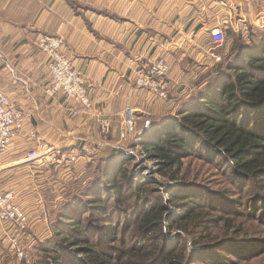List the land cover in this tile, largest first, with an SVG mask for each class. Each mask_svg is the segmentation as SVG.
I'll use <instances>...</instances> for the list:
<instances>
[{
  "label": "crops",
  "instance_id": "0c3cea01",
  "mask_svg": "<svg viewBox=\"0 0 264 264\" xmlns=\"http://www.w3.org/2000/svg\"><path fill=\"white\" fill-rule=\"evenodd\" d=\"M257 6L264 9V0H0V93L24 115L8 151L0 154V189L13 193L31 222L36 217L30 224L34 232L39 231L37 217L45 215L49 204L45 184L52 183L48 178L55 177L57 165L27 163V152L59 145L56 151L70 153L96 145L93 155L57 169V174L88 167L134 133L124 129L127 108L144 125L171 108L174 96L166 101L136 86L140 69L163 56L170 63L169 90L186 89L211 64L202 39L193 43L201 23L211 13L231 16ZM45 35L62 39L64 51L84 76L90 109L74 114L78 107L64 94L45 92L50 81L47 56L37 44ZM98 116L111 122L105 136ZM4 224L0 222V244H5ZM0 256L3 260L5 255Z\"/></svg>",
  "mask_w": 264,
  "mask_h": 264
},
{
  "label": "trees",
  "instance_id": "16d2710c",
  "mask_svg": "<svg viewBox=\"0 0 264 264\" xmlns=\"http://www.w3.org/2000/svg\"><path fill=\"white\" fill-rule=\"evenodd\" d=\"M245 30L236 33L226 27V35L236 42L220 62L207 65L206 71L195 78L193 82L201 89L183 99L175 114L155 121L142 135V148L171 177L190 156L220 165L230 172L237 186L251 184L258 173L264 172V35L255 39L256 33ZM101 160L104 162V157ZM104 169L96 181H90L81 198L75 196L60 206L50 223L54 237L36 245L45 254V258L36 259V264H243L258 256L253 243L243 241V237L254 232V224H264L261 202L244 205L245 209L230 204L228 209L219 198H225L224 193H209L181 181L184 190L181 187L168 201L177 217L174 223L190 236L188 256L182 238L178 240L179 249L170 250L171 243L164 233L168 205L161 195L149 192L148 188L154 187H145L140 178L129 188L136 192L131 202L145 201L131 230L138 244H123L119 259L112 260L104 253L118 232L123 235L127 228L120 226L125 203L131 196L125 194L124 184L117 178L122 174L129 181L130 177L119 164ZM258 188L256 183L251 184L253 191ZM220 223L222 228L217 234L215 226ZM92 229L94 235L97 230L104 231L108 244L91 242ZM63 250L70 253L64 255ZM29 261L25 254L20 264Z\"/></svg>",
  "mask_w": 264,
  "mask_h": 264
},
{
  "label": "rangeland",
  "instance_id": "374dc122",
  "mask_svg": "<svg viewBox=\"0 0 264 264\" xmlns=\"http://www.w3.org/2000/svg\"><path fill=\"white\" fill-rule=\"evenodd\" d=\"M257 7L251 8V10L246 9L247 11L244 10L241 13H238L237 14L238 16L237 15L229 16V14L226 13L225 11L223 15L226 17L227 16L231 17V24L228 25L227 23L226 26L227 27L230 26L236 33L239 31L240 32L244 31V29H246L245 31L248 34L256 33L254 34L256 37L255 39H258V37L264 35V28H259L255 26V24H253V20L255 16L258 14V12L264 9ZM213 17L215 16H213L211 13L210 16L207 17L205 21L201 24L205 25L212 23V21L209 20H211ZM243 19L245 20L242 21ZM202 25H200V27ZM231 39L232 37L227 36L225 33V41H224V46L222 48L224 54L228 51L230 45L236 42L234 38L232 40ZM162 58L165 59L163 56ZM166 62L170 65L169 61L166 60ZM168 76H167V82H168ZM193 81L189 82V84L185 86L186 89H183L182 91H180L182 88L176 89V86L172 88L174 89V91H170L168 87L167 96H169L170 99L172 98V96H174L173 98L174 100L172 102L171 108H168L167 110L157 115L153 119H146L145 125H144V120L141 118L138 119L139 117H137L135 121L134 130H132L134 131L135 134L133 133L132 135L127 136V138L125 139L126 141L124 143L120 144L117 147H114L111 151L102 153L101 156L95 157L93 159L94 163L90 164L88 167L84 166L85 168L82 167L83 169L72 168L71 169L72 175L70 173L71 171L70 170L68 174H64V172H61V174L58 176L57 171L62 170L61 167H70V166L74 167L75 164H71L67 166L65 165L58 166V164L54 162H45L50 165H57V168L54 170V174H56L55 177L48 178L49 181L52 183L49 184L46 182L45 184L47 186L45 187V189L47 190H44V195L46 199L49 201V204L48 205L46 204L47 208L45 211V215L43 214L42 216L37 217V219L39 218V221L37 220L38 222H36L39 227V231L34 232L35 227L30 225L34 221V218L36 217H32V222H31V218L29 217V215H28L29 217L28 225L23 231H16L14 227L10 228L6 226V224H4L5 234L3 235H5V237L3 236V238L5 239L4 242L5 244L2 243L0 244V253H1L0 255H2L3 253V256L5 255L4 259L5 258L6 259L5 260L0 259V264H20V260L25 256V254H27V259L30 260L28 264H36L37 258H41V257L45 258V254H43V252H41L39 249H36V245L39 243V241H43V239L45 238L46 239L50 237L52 238V236L54 235L53 228L51 227L50 223L54 222L56 215L60 209V206L63 204V202L70 203L75 196L81 198L82 195L84 194L85 189L88 187L90 181L92 180L96 181V179H98L100 174H102L103 170H105L104 168L108 169L109 167L114 166L115 164H119V167L122 169V171L127 172L130 177L129 181H126L123 178L122 174L119 175L117 178L118 181L124 184L125 194L126 195L129 193L131 194L129 200L126 201L125 203V207H124L126 209L125 215L122 216V221L120 226V229L121 227L122 228L127 227V228H125L123 235L122 233L118 232L116 240L110 241L109 242L110 244H108L109 239H107L106 242L104 241V234H103L104 231L97 230L95 235L93 232L95 231L94 229H92L91 232L92 235L91 242L98 240L101 246L105 244L109 245V247H107L105 250L107 253H104V255L111 257L112 260H116L117 257L120 255L121 252L120 248L123 247V244H125V247L133 246L135 243L138 244V238H134L133 236L131 237V230L133 226L136 224L138 215L141 211L140 209L145 203V201H142V204L141 202H138V199L135 200L134 202H131L133 201L131 200L132 195H135L136 192L135 191L131 192L129 188L132 185V183H135V181L137 180L141 181L140 178L143 179L142 183H144L145 187H149L150 185H152L151 187H154L152 189L148 188L149 192L161 195L164 201H166L168 205V209L166 210V213L164 215V233L166 236V240H168V242L171 243L170 250L176 248L178 250L179 249L178 240L182 238V243L183 241L186 243V251L188 253V256L190 255V251H191L190 236L186 234L182 228H180L179 226H177V224L174 223L177 217L175 215V210L171 205V202L168 201V199L171 198L172 194H174L177 191H180L181 187H183L184 190V185L183 186L181 185V181L182 183L188 182L190 183V186L199 187L205 191H208L209 193H214V194L219 192L224 193L225 198H221V197L219 198L220 201L225 204L224 207L228 209L231 208L230 204L232 205L235 204L239 209H245L244 205H253L254 203H256V201H259L261 202V205L262 204L264 205V183H263L264 172L258 173L256 176L258 179L251 183V184L256 183L257 186H259L258 189H255V191H253L251 189L250 182L244 184L243 186H237L233 184V182L231 181V177L228 174L230 172L228 171L226 173L225 169L221 168L220 165H216L215 163L205 161L196 156H190L189 158H185L183 160L179 172L175 173L174 177H171L170 173H168L167 171L160 170L159 169L160 165L158 164L157 160L148 156V153L142 148L140 139L142 138V135L145 132L150 130V128L153 126V123L157 120L158 121L163 120L165 115L175 114L179 110L180 104H182L183 99L185 100L186 97H188V95H190V93H192L193 91L195 92L196 90L201 89L196 87L198 83ZM141 89H145L149 93V91L146 88H141ZM151 95L155 96L154 94ZM175 95L177 96V98H175L176 97ZM169 98L167 97L165 100L167 101ZM76 105L78 107L77 109H79L80 108L79 105L78 104ZM82 109H80V111ZM103 118H107V117H103ZM125 118L126 117L124 116V120ZM108 121H109V128H111V122L109 119ZM139 121L141 123L138 126L137 122ZM126 130L129 133H132L131 130L128 129ZM102 135L104 134L102 133ZM113 150H118L119 152L114 153ZM55 152L56 153H53L54 156H59L60 153H64L58 151ZM82 154L83 153H81V155ZM88 156H86V158ZM103 157L105 159L104 162H102L101 160V158ZM55 158L56 157H54V159ZM217 160L219 161V158ZM83 165H86V163H84ZM132 179H134V181ZM74 201H76V199ZM231 215H236V214H231ZM254 225H255V227L253 228L254 232L251 233L246 238L243 237L244 238L243 241L252 242L253 245L255 246L254 251H257L256 253H258L257 254L258 256L249 258L248 259L249 262L243 264H264V224L260 223L258 225L257 224ZM221 228H222L221 223L215 226V231L217 234L220 233ZM240 239L241 238H239L238 240L241 241ZM90 244L91 243H89L88 245ZM18 249L23 250L22 255H19L17 253ZM68 253H70L68 250H63L64 255H68ZM222 253H224V251H222ZM230 257L234 259L232 256Z\"/></svg>",
  "mask_w": 264,
  "mask_h": 264
},
{
  "label": "built area",
  "instance_id": "2783aa9c",
  "mask_svg": "<svg viewBox=\"0 0 264 264\" xmlns=\"http://www.w3.org/2000/svg\"><path fill=\"white\" fill-rule=\"evenodd\" d=\"M263 11V13H262ZM259 11L253 20V24L259 28H264V10ZM222 12H217L211 20L212 23L199 27L194 35V44H198L202 39L205 57L212 63L220 62L223 58V46L225 41V29L227 23H230L231 17H226ZM214 16V15H213ZM243 19L242 21H244ZM230 25V24H229ZM201 41V42H202ZM38 47L47 56V71L49 74V85L45 92L49 95H55L58 92L72 102L79 105V109H72L77 114L80 109H90L91 99L85 85L84 77L76 70L69 56L64 51V44L60 37L42 36L37 40ZM170 71V65L162 57L157 58L147 68L140 69L135 76V84L138 87L146 88L149 93L157 98L165 100L168 90L167 76ZM126 117L123 125L128 130H134L137 115L129 108L124 111ZM24 115L11 104L8 96L0 93V154L6 153L10 147L13 138L17 134V129L22 125ZM99 122L101 132L104 135L109 133L108 118L96 117ZM31 138L36 135L33 131L29 133ZM59 145H52L48 148L37 146L28 151L25 161L31 162H54L58 165H71L79 162L80 159H86V156L98 151L96 145H85L82 151H73L70 153H60L54 156ZM81 153H83L81 155ZM54 157H56L54 159ZM28 212L26 209L17 205L14 201V195L11 191L0 189V222L8 227H14L16 231H23L28 225ZM19 255L23 250L18 249Z\"/></svg>",
  "mask_w": 264,
  "mask_h": 264
}]
</instances>
